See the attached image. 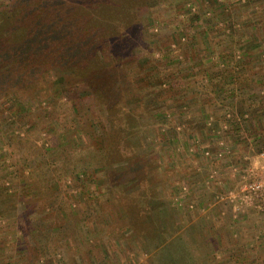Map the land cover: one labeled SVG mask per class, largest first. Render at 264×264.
<instances>
[{"label": "rangeland", "instance_id": "1", "mask_svg": "<svg viewBox=\"0 0 264 264\" xmlns=\"http://www.w3.org/2000/svg\"><path fill=\"white\" fill-rule=\"evenodd\" d=\"M49 1L0 0V264H264V209L218 197L264 170L263 125L250 159L220 126L248 104L232 76L264 89V0H105L115 47L85 28L101 0Z\"/></svg>", "mask_w": 264, "mask_h": 264}, {"label": "trees", "instance_id": "2", "mask_svg": "<svg viewBox=\"0 0 264 264\" xmlns=\"http://www.w3.org/2000/svg\"><path fill=\"white\" fill-rule=\"evenodd\" d=\"M16 1L20 2L21 5H24V0H16ZM26 1H28V0H25V2ZM42 1L47 2L49 0H47V1L42 0ZM50 1H52V0H50ZM112 1H114V0H112ZM51 4H54V2H52ZM106 4H105V0L95 2L93 4V12L91 11V16L89 18V21L86 22V26H85V28L88 29L87 30L88 32L90 30V34L88 33L89 36L94 33L95 27H97L96 30L98 31V25L100 24V21L102 19L104 20L105 17L109 16V12H108L109 10L107 8H109V9H111V8L109 7V4H107V5ZM48 5H50V4H48ZM87 11L89 13V8H87ZM87 11H86V13H87ZM79 15H81V13H79ZM67 19H69V15H67V13H66V15H62L61 18L57 17V16L56 17L52 16V18L47 19L48 21L43 20V22H39L38 25L36 26L37 31L33 34L34 37L31 36V38H28L25 42L21 43L20 46H22V48H20L19 50L23 51V53L29 51V52H33L35 54L39 53V51L44 52L46 50V47H48V45H47L48 39L53 38L55 40L57 38V36L60 37V35L64 34L61 32V30L63 28H65L66 26H68V24L70 23V22L68 23ZM112 19L117 20L116 18H112ZM10 20L11 19H8V21H10ZM92 28H94V29H92ZM110 28L106 31H103L102 33L101 32L100 33L95 32L93 34L96 45H98L100 47L101 45H103L105 43H109V42H110V44H109L110 47L111 46L115 47L116 45H118V43L114 41V33L116 31V26L115 27L113 26ZM91 29H92V32H91ZM97 40H100V42H96ZM95 48L96 47L94 46V48L92 50L95 51Z\"/></svg>", "mask_w": 264, "mask_h": 264}, {"label": "crops", "instance_id": "3", "mask_svg": "<svg viewBox=\"0 0 264 264\" xmlns=\"http://www.w3.org/2000/svg\"><path fill=\"white\" fill-rule=\"evenodd\" d=\"M243 74H240L236 80V78L234 79V76L233 77V80L231 79L230 81H234L233 83L235 84L237 81L239 83H243L242 79H245L246 82L245 83H248L244 88H239V90L237 91V93H242L241 95L246 98L248 104L247 106L244 108L245 109V112H243L242 114H240L239 116L238 115H234L233 116L236 118V119H239L238 121L235 120L233 122H230L232 124H234L232 127H237L239 128L238 131L239 133H243V137H242V141L244 142L245 145H241V144H237L235 145L236 148H239L238 152L240 153V158H243V159H250L249 157V152H250V149H252V146H253V143L254 139H257L258 137H249L246 133L243 132V130H247L249 129V126L250 124H254L256 123L257 125H263V128H264V96H260V95H263L264 94V89H261V87L263 86V82H260L262 81V77L260 78H257V75H252V72L251 71H245V74L242 76ZM257 78V79H256ZM256 79V80H255ZM259 81V82H258ZM258 82V83H257ZM236 85V84H235ZM263 88V87H262ZM232 93V92H230ZM241 96V97H242ZM251 96V97H249ZM256 96L259 98V99H256ZM238 98H240L238 96ZM237 98V99H238ZM261 98V100H260ZM232 100L234 98H231ZM258 100H260L262 102V107L261 109L258 110V113L261 114V115H256V113H253L251 112V110H256L257 107H259L258 105H255L256 102H258ZM231 101V100H230ZM235 103V102H234ZM257 106V107H256ZM248 111V112H246ZM219 121V120H218ZM218 123V122H217ZM241 131V132H240ZM246 132V131H245ZM252 135H254V133H251ZM252 140V141H251ZM258 140V139H257ZM234 147V148H235ZM249 148V149H248ZM218 154H214L215 156L218 155V156H222L224 154L226 155H229L230 153H232L233 148H229V147H225V146H219L218 148ZM248 163V162H247ZM233 164V163H231ZM249 165V164H248ZM233 166V165H232ZM233 171L236 170L235 167H233L232 169ZM222 173H226L225 170H223ZM230 173H231V170H230ZM224 176V178L227 179V176L226 175H222V177ZM243 178V177H242ZM228 179H232V178H229ZM233 180V179H232ZM235 180H237L235 178Z\"/></svg>", "mask_w": 264, "mask_h": 264}, {"label": "built area", "instance_id": "4", "mask_svg": "<svg viewBox=\"0 0 264 264\" xmlns=\"http://www.w3.org/2000/svg\"><path fill=\"white\" fill-rule=\"evenodd\" d=\"M207 125H211L213 117L206 118ZM236 119L231 113H226V119L220 124L222 129L229 128L230 122ZM208 152H206L207 154ZM261 158H264V150L259 153ZM215 177L214 172H211L209 178ZM248 178L243 177V181L237 188L229 189L223 194H220L219 201L230 205L234 210V217L242 215L251 209H264V170L261 174L252 176L249 174Z\"/></svg>", "mask_w": 264, "mask_h": 264}]
</instances>
